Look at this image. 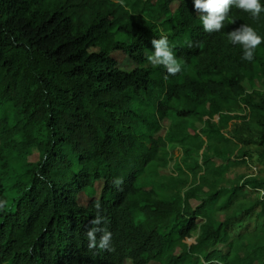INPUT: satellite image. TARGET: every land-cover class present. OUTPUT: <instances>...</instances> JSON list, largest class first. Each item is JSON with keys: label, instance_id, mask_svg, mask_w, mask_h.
<instances>
[{"label": "trees", "instance_id": "1", "mask_svg": "<svg viewBox=\"0 0 264 264\" xmlns=\"http://www.w3.org/2000/svg\"><path fill=\"white\" fill-rule=\"evenodd\" d=\"M242 25L264 36V13L206 33L193 0H0V264H264V179L211 162L234 120L264 149V44L244 60ZM162 36L174 76L148 61ZM96 203L114 252L88 248Z\"/></svg>", "mask_w": 264, "mask_h": 264}, {"label": "clouds", "instance_id": "2", "mask_svg": "<svg viewBox=\"0 0 264 264\" xmlns=\"http://www.w3.org/2000/svg\"><path fill=\"white\" fill-rule=\"evenodd\" d=\"M193 5L206 33H220L224 28V21L233 7L249 13L253 19L264 13V0H193ZM227 38L232 45L242 47L243 59L249 62L254 59L255 50L264 44V36L257 34L252 27L247 25H242L239 29L228 33ZM151 44L155 51L148 56V61L153 66H163L167 74L173 76L182 72L183 65L170 47L167 36L152 39ZM114 183L118 186L121 181L117 179ZM94 207L97 209V214L92 221L94 227L87 233L88 248L114 252L112 234L104 228L96 227L103 222V217L99 212L101 205L96 203ZM98 233H100L99 239H97Z\"/></svg>", "mask_w": 264, "mask_h": 264}, {"label": "rangeland", "instance_id": "3", "mask_svg": "<svg viewBox=\"0 0 264 264\" xmlns=\"http://www.w3.org/2000/svg\"><path fill=\"white\" fill-rule=\"evenodd\" d=\"M175 5L172 6L174 8ZM120 68L124 70H130L134 67V64L128 60L127 58H124L123 56L117 57ZM263 81L255 82V88L258 90H261L263 88ZM244 114V113H243ZM217 120V117L214 118V121ZM163 130L160 132V136H163L166 128H167V122H164L163 124ZM195 128L197 132L200 128H202L201 123H196ZM190 129H188L189 133L193 129L189 126ZM195 130V129H194ZM195 130V131H196ZM199 136L203 140L205 146L209 145V136L206 135V133H200ZM225 139H228L226 142L229 147H231V150L227 151L225 154L220 157H214L213 163L214 166H219L221 169H219L220 174L219 176L221 178L227 179H233L234 177L238 175H245V176H251L256 178L264 179V149L258 146V140H257V134L255 131L247 129L243 126L241 120H234L231 121L227 127V129L222 130L220 135H213L212 139L215 142H221L223 143ZM243 152H246L247 157L244 158L243 165H237L234 166V164L238 163L240 158L243 155ZM213 151H211L209 154L211 155ZM228 153H231V156L229 157ZM167 154L170 157L169 158V164L166 169L160 170V173L164 176H169L176 174V170L181 167V157H182V151L181 148L177 144L168 145L167 147ZM33 160V157L31 158ZM239 159V160H238ZM229 162L230 167L228 169H224V163L225 161ZM200 161V160H199ZM241 161V160H240ZM228 181V180H227ZM230 181V180H229ZM231 182V181H230ZM101 186H96V189L94 191V195L89 194H81L78 198V203L81 206H86L88 202L92 198H98L99 191ZM206 191V189H205ZM200 195L199 199H203L204 196ZM191 204L195 206L197 204L196 201H191ZM251 222V221H250ZM194 242V238L188 240V244H191ZM223 249V248H222ZM176 253H179L176 251ZM130 264V263H127ZM155 264V263H151Z\"/></svg>", "mask_w": 264, "mask_h": 264}, {"label": "built area", "instance_id": "4", "mask_svg": "<svg viewBox=\"0 0 264 264\" xmlns=\"http://www.w3.org/2000/svg\"><path fill=\"white\" fill-rule=\"evenodd\" d=\"M258 192H259V195H260L261 198L264 197V192H263V190H259Z\"/></svg>", "mask_w": 264, "mask_h": 264}]
</instances>
